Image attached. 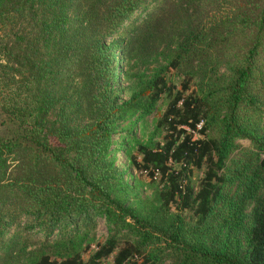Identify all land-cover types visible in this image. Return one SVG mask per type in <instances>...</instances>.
Wrapping results in <instances>:
<instances>
[{
	"label": "trees",
	"instance_id": "obj_1",
	"mask_svg": "<svg viewBox=\"0 0 264 264\" xmlns=\"http://www.w3.org/2000/svg\"><path fill=\"white\" fill-rule=\"evenodd\" d=\"M158 57L164 65L137 75L121 102L115 66ZM11 62L24 98L0 102V264H102L114 253L113 264H264V0H0V74ZM162 98L163 144L135 142L134 155L121 137L113 149L119 126ZM237 139L253 147L232 158ZM122 152L158 176L160 207L144 217L114 209ZM172 208L191 211L193 225L184 230ZM96 217L113 228L84 262L80 233ZM35 230H57L52 254L46 241L26 252Z\"/></svg>",
	"mask_w": 264,
	"mask_h": 264
},
{
	"label": "rangeland",
	"instance_id": "obj_2",
	"mask_svg": "<svg viewBox=\"0 0 264 264\" xmlns=\"http://www.w3.org/2000/svg\"><path fill=\"white\" fill-rule=\"evenodd\" d=\"M139 14V11H137L131 18L126 19L123 22V28H126L129 24H131ZM158 63L152 65H141L140 62L135 61H128V59H123L121 62L120 68L115 66V73L118 74L117 79V85H118V92L121 96V102H126L129 100L131 93H129V90L132 86V84L135 83L137 79V75L143 76L145 78H149L152 74L151 70L158 67V65L162 64L164 65V61L161 60V57H158ZM14 62H11V71L6 69L3 70L0 74V102H7L11 101L12 99H15L18 101V105L21 103V100L24 98L22 96L23 92V85H21L22 82V70H19L17 66H15ZM4 71H6L7 75H4ZM121 71H123L121 75ZM166 78L176 86L177 89L180 88V82L181 77L178 76L173 70L169 69L166 72ZM20 102V103H19ZM7 104V103H6ZM167 100L165 98H162L161 101L157 102L153 105V107L149 110H143L140 109L137 112H135L130 118L128 122H124L119 126L117 129V135L114 137L115 145L113 146V149L116 148V146H122L124 147L126 145V142L119 141L121 137L124 139L129 138L130 142L132 143L129 147L131 148L133 154L135 155V142L141 143L144 145H151V147H156L157 145L163 144V138L165 135V131L160 130L157 127V122L160 118V116L163 114L165 108H166ZM8 110H2L0 109V121H2L6 116ZM132 124V126H129L127 124ZM1 125V124H0ZM1 131V126H0ZM256 134L263 135L264 136V115L262 117V123L260 130L256 132ZM195 138L201 137L199 134L194 135ZM236 149L232 153V158L235 157H242L243 151L250 150L253 146L251 141L246 139H237L234 142ZM116 165L118 166V172L123 175L122 181L126 182L127 185H124L123 187H117L111 194L112 200H114V209H122L125 210L126 214L130 215V211L126 207H131L132 209H135L137 211H141L140 215L142 217L146 216V211L143 210L147 208L146 206H149L150 204L154 205V207H160L159 203L155 200V192L160 188V182L157 178L158 176L155 175L153 178H149L147 173L145 171H136L134 170L127 162V160L124 157V153H118L117 154V161ZM235 166L233 165V159L229 160L227 164V168L230 170V172L233 170ZM204 167H202L200 170H193L190 177V184L192 187L193 194L197 192L199 184L201 179L203 178ZM229 177H232L231 174H228ZM236 181L233 185H230L229 188L230 191H224L223 197L226 198V200L232 198L235 196V185ZM252 209V205L248 207L247 214L250 213ZM143 210V211H142ZM118 212V211H117ZM174 215H177L178 218L181 220L182 224L184 225V230H187L189 227H191L194 222L193 215L191 211L186 210L183 212H179L172 208V211ZM220 215L224 213V211L219 212ZM122 214V212L120 213ZM157 215V213H156ZM154 216V214L152 215ZM156 217V216H155ZM129 222V219L127 220ZM107 221L102 217H96L93 220L92 224L85 225L82 227L80 237L83 238V236H87L86 239L82 242V246H85L88 243V249L82 254V259L84 262H87L90 258V255L93 254L97 247L104 244L107 237L110 235L111 230L113 226L106 225ZM191 229V228H190ZM189 229V230H190ZM126 230H122L119 233V236L122 234H125ZM183 234H185V231H182ZM13 233V230L9 232L8 236ZM23 234L27 235V232H24ZM30 242L32 243V246H27L25 249L26 252L34 250V248H38L42 242L46 241L47 247H50V250L48 249V252L52 254L53 252V245L56 242V240L59 239V235L57 234V230H55L53 233L49 234L46 231L37 232L30 231ZM162 243H156L155 247L159 246V244H162V248L166 251L168 249L165 248V244L161 240ZM86 247V246H85ZM54 251H59L55 249ZM115 254V253H114ZM113 255H111L108 259L103 260L102 264H113ZM164 264H169L171 260L164 259ZM20 263V264H24Z\"/></svg>",
	"mask_w": 264,
	"mask_h": 264
}]
</instances>
